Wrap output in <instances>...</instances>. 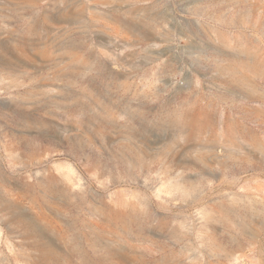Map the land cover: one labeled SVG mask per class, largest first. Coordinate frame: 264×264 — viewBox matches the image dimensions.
<instances>
[{"label":"rangeland","instance_id":"1","mask_svg":"<svg viewBox=\"0 0 264 264\" xmlns=\"http://www.w3.org/2000/svg\"><path fill=\"white\" fill-rule=\"evenodd\" d=\"M263 126L264 0H0V264H264Z\"/></svg>","mask_w":264,"mask_h":264},{"label":"bare ground","instance_id":"2","mask_svg":"<svg viewBox=\"0 0 264 264\" xmlns=\"http://www.w3.org/2000/svg\"><path fill=\"white\" fill-rule=\"evenodd\" d=\"M89 99V98H88ZM87 99V100H88ZM46 100V99H45ZM86 101V100H85ZM87 103V102H86ZM93 111V110H92ZM91 113V112H90ZM37 123H39L41 126H45V127H49L50 129H52L53 132L61 135L63 131H70L73 130L74 127H70L68 125H65L63 123H57L55 121H36ZM87 123H90V119L87 120ZM92 123V122H91ZM87 133V132H86ZM98 134V133H97ZM115 161H117L118 163H120L121 165H126V161L124 159V156L120 155V156H115ZM114 161V160H113ZM66 174V173H65ZM71 175V174H70ZM65 177V176H64ZM70 177V176H69ZM65 179V181H60V179L55 176V175H51L49 176L44 182H38L36 187L38 188H44L46 192H48V194L50 193H58V192H62V193H66V194H70V195H77V191H75V183L73 182V178H69ZM63 184V187H61V185ZM43 185H45L43 187ZM18 215H16L13 220L15 222H20L23 223L24 221L22 219H19L17 217ZM26 222L33 228H37V221L34 218H27ZM35 236H38L40 238H48L49 236L44 232V231H40L39 229L35 231ZM86 237H91V236H97V235H85Z\"/></svg>","mask_w":264,"mask_h":264},{"label":"crops","instance_id":"3","mask_svg":"<svg viewBox=\"0 0 264 264\" xmlns=\"http://www.w3.org/2000/svg\"><path fill=\"white\" fill-rule=\"evenodd\" d=\"M234 110L236 111V114L238 116V118L240 119L241 123H245V122H252L255 123L256 125L260 124V119H257L251 115H249L246 111V109H244V106L242 104L236 105V107L234 108ZM264 127V126H263ZM262 150V149H261Z\"/></svg>","mask_w":264,"mask_h":264},{"label":"built area","instance_id":"4","mask_svg":"<svg viewBox=\"0 0 264 264\" xmlns=\"http://www.w3.org/2000/svg\"><path fill=\"white\" fill-rule=\"evenodd\" d=\"M202 103H203V105H207L208 106V103H207L206 100H204Z\"/></svg>","mask_w":264,"mask_h":264}]
</instances>
